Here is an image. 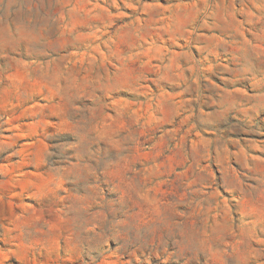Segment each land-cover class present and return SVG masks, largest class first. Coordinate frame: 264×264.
<instances>
[{"label": "rangeland", "instance_id": "rangeland-1", "mask_svg": "<svg viewBox=\"0 0 264 264\" xmlns=\"http://www.w3.org/2000/svg\"><path fill=\"white\" fill-rule=\"evenodd\" d=\"M0 264H264V0H0Z\"/></svg>", "mask_w": 264, "mask_h": 264}, {"label": "clouds", "instance_id": "clouds-1", "mask_svg": "<svg viewBox=\"0 0 264 264\" xmlns=\"http://www.w3.org/2000/svg\"><path fill=\"white\" fill-rule=\"evenodd\" d=\"M137 87L142 88V85H139L137 82ZM98 90V91H97ZM131 90L124 83L113 82L109 78H105V82H97L93 84L89 89L81 93L76 99L79 100L81 104H91L94 108H97L101 111L104 110H116L117 118H120L119 108L124 103L122 97L127 95ZM69 108H72L71 102H66Z\"/></svg>", "mask_w": 264, "mask_h": 264}]
</instances>
